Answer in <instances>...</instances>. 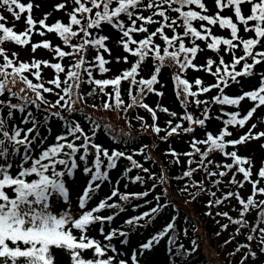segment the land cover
I'll return each mask as SVG.
<instances>
[{"label": "snow or ice", "instance_id": "snow-or-ice-1", "mask_svg": "<svg viewBox=\"0 0 264 264\" xmlns=\"http://www.w3.org/2000/svg\"><path fill=\"white\" fill-rule=\"evenodd\" d=\"M245 5L250 6L247 13ZM214 6L215 14H208L204 0H61L53 10L63 11L67 22L57 19L47 24L52 13L34 19L32 10L40 5L32 0H0V9L17 21L27 13L24 30L17 32L7 26V17L0 12V264H55L54 250L66 252L70 264H141L145 253L152 252L161 241H166L167 264H190L199 245L195 238L190 247L178 242V209L177 215L133 248L130 255L117 246H128L133 232L150 226L169 207L175 208L169 199L170 179L185 181L179 191L190 197L186 204L207 195V216L213 215V208L230 205L234 199L239 206L232 207L236 217L228 211L215 212L228 221H216L220 226L216 235L230 224L236 225L224 241L227 245L247 229L246 242L238 243L228 255L242 253L238 264H264V160L257 168L252 157L239 154L241 146L264 140V130L255 131L257 123L248 126L257 110L264 107V70H256L264 65V0H214ZM224 9L232 15H221ZM217 25L228 35L214 34ZM105 27L118 33L116 44L123 55L112 57L108 46L111 37L103 34ZM40 29L54 33L61 44L53 45L47 39L30 43L34 31L45 35ZM7 43L30 45L33 54L42 47L56 62L34 55L31 61H22L19 53L8 52ZM209 50L212 55L204 63L195 62L201 52ZM65 59L67 65L62 63ZM113 61L129 67L110 78L94 75L109 73L107 65ZM149 61L152 71L146 78L141 72ZM42 65L53 70L51 78L42 75ZM164 67L174 69L171 79L182 114L159 102L155 107L145 102L149 94L163 97L165 85L159 74ZM190 70L210 75L214 83L205 84L199 76L189 80L186 74ZM252 77L259 78L257 87L240 95L226 94L233 84L243 87L241 78ZM123 83L128 85L127 101L122 94ZM212 91L216 95L200 99ZM246 98L253 105L246 113L225 111V106L238 109ZM89 99L93 101L87 105L91 109L120 116L127 131L101 123L86 112L84 105ZM190 105L198 115L189 111ZM214 106H218L215 115ZM136 108L145 110L152 123L136 115L140 128L134 136L128 113ZM158 112L169 117L163 128L157 123ZM213 119L222 125L215 132L208 130ZM54 124L59 132L53 137ZM197 129L203 131L200 138ZM236 131L242 134L237 137ZM100 132L107 135L110 144L97 142ZM149 132L161 141L188 135L189 150L178 152L170 146L164 153L171 157L170 165H180L184 158L186 167L179 176L169 177L163 166L157 175L135 158L141 156L155 163L149 145L129 148L138 136ZM161 132L165 134L161 136ZM121 160L127 165L113 181L110 174ZM134 169L137 174L129 175ZM78 174L84 177V186L75 198L74 212L69 184L75 183ZM121 179L140 185L151 180L152 184L143 191H121ZM246 183L251 185V193L243 197L240 190ZM105 184L110 194L98 199ZM158 187L161 191L156 193ZM150 194L152 200L147 199ZM139 200L143 205L132 203ZM93 201L97 202L93 205ZM144 205L154 206L130 216L119 227H110L129 206L135 211ZM105 211L111 214H102ZM253 214L254 221L249 222L247 217ZM97 226L102 240L89 234ZM183 235H188L187 228ZM86 252L91 256H85Z\"/></svg>", "mask_w": 264, "mask_h": 264}, {"label": "trees", "instance_id": "trees-1", "mask_svg": "<svg viewBox=\"0 0 264 264\" xmlns=\"http://www.w3.org/2000/svg\"><path fill=\"white\" fill-rule=\"evenodd\" d=\"M21 2L28 3V0H21ZM59 2H61V0H32V3L34 5L37 4L40 5L39 8L34 7L32 10V15L34 19L39 20L43 18L44 13L51 12L52 13L51 16L46 21L47 24H52L57 19H60L63 22H67L68 18L63 11L53 10L54 5ZM204 2L206 3L209 9L208 14H215L216 8L214 6V0H204ZM249 8H250L249 5H245L244 11L247 13ZM0 12H2L7 17V21H8L7 26L14 27V30L17 32L24 30L26 26L25 19L27 13L21 14L20 19L17 21L14 19V17L11 14L7 13L5 10L0 9ZM221 15L229 16L232 15V12L229 9H224L221 12ZM37 28L39 29V25H37ZM40 30L45 31V35L40 36L37 31H34L31 36L30 43H38L42 40L47 39L53 45L61 44V41L54 33H48L46 29H40ZM213 33L216 35H224V36L228 35V31L220 29L218 25L213 28ZM103 34L109 35L111 37V40L108 42V46L112 50V57H115L116 55H123L124 53L121 48L118 47L117 51L115 49V46H117L116 41L118 40V33H116L115 31L111 30L108 27H105ZM5 46L9 53L11 52L19 53V59L22 61H31L33 55L35 56L36 59L39 60H52V54L48 50L43 49L42 47L38 48L36 52L33 54L30 45L20 47L15 45L14 43H7ZM201 47H203L202 43H201ZM211 55L212 53L210 50L201 52L198 55V58L195 62L198 64L204 63L206 57ZM106 58H109L107 54H106ZM226 59H228V57H226ZM52 62H56V61L52 60ZM62 63L67 65L69 61L65 59L64 61H62ZM107 67L110 68L109 73L104 74V76H101L100 73L96 72L94 73V75L97 78H110L111 76L117 74L120 70L128 68L129 65L125 63L117 64L113 61L110 65H107ZM41 68H42V75L45 77V79L52 77L53 75L52 69L44 68L43 65L41 66ZM256 70L258 72L264 70V65L257 66ZM151 71H152V66H151V61H149L147 64L143 66L141 75L147 78L151 74ZM173 71L174 69L169 67L162 68V71L159 74V80L161 81L162 84L165 85L162 89L164 95L162 98H159L155 94H149L145 98V102L152 107H155V105L159 102L162 104V106L169 108L171 111H175L178 114H182L183 109L175 96L174 83L171 79V74ZM197 76L201 77L204 80L205 84L214 83L213 77L205 74L202 71L197 72L190 70L186 74V78H188L189 80H192ZM241 83L243 85L242 88L239 85L233 84L231 87L226 89V94L240 95L242 91L251 90L259 85V78L258 77L241 78ZM127 87H128L127 83L122 84V90H125L122 92V94L126 101L129 99L126 94ZM155 87L159 89L160 85H156ZM84 90L85 91L88 90L86 85L84 86ZM213 95H216L215 91H212L209 94L201 95L200 99H208L210 96ZM92 102L93 101L89 99L84 105V110L86 112H90L94 116V118L100 120L101 123H110L115 128L123 127L125 131H127V127L124 123V120L121 119L120 116H118L115 112L96 111L94 109H91L87 105L91 104ZM252 106H253L252 103L246 98L244 101L241 102L238 109L234 108L233 106H225V111L240 110L246 113ZM217 108L218 106H214L212 109L214 115L217 113ZM189 111L192 112L194 115L199 114L198 110L195 108L194 105L189 106ZM81 115L82 114H77V117ZM136 115L143 116L149 124L152 123L150 115L142 108L130 109L128 116L130 119H132V123L134 125V130H133L134 136L137 134V131L140 128L139 123H137L134 119ZM168 119L169 117L165 113L158 112L157 123L162 128L166 126V121ZM261 119H264V107H261L257 110V112L254 114L248 126L250 127L251 123H257L258 128L255 131L264 130V123H260ZM85 126L87 127V124H85ZM221 126L222 125L219 121L213 119L208 123V130L215 132ZM246 130L247 129H244V131ZM58 132H59V126L57 124H54L52 136L54 137L56 134H58ZM164 134H165L164 132L160 133L161 136H163ZM240 134H242V132L240 131H236L234 133V135L237 137ZM196 136L198 138L202 137L203 131L197 129ZM188 139H189L188 135L185 134L182 137L173 136L168 141H161L159 140L158 137H156L151 132H149L148 134L138 136L136 142L130 144L129 148L138 149L143 144L149 145V151H151L152 158L155 161V163L151 161H144L141 156H136L135 158L140 160L145 167L150 169L151 172L157 173V175L160 174V169L163 166L169 177H175V176H179L186 167L184 158L183 157L181 158L182 163L180 165H170L169 161L171 160V157L165 156L164 153L168 150L170 146L176 149L178 152L189 150V145L187 143ZM51 142H52V138L50 137L49 143ZM97 142H101L105 145L111 143L107 135L103 132L99 133V138ZM262 143H264V140H256L248 143L247 145L241 146L239 150V154L252 157L256 162L258 168L261 160H264V148H261ZM153 144L158 145V147L153 149L152 148ZM217 159H219V157H217ZM126 165L127 162L121 160L118 169L114 170L110 174L113 178V181L120 178L121 172L123 171V168ZM137 171L138 170L134 169L133 172L130 173L129 175L134 176L137 174ZM141 175L144 174L141 173ZM195 178L198 180L200 179V176L197 175ZM125 183H128L127 189L124 188ZM184 183H185L184 180L170 179L168 183L169 199L175 205V208L169 207L168 209L164 210L160 215L157 216L155 221L150 226L139 229L136 232H133L130 236V243L128 246L122 247L119 244H117L118 248H120L121 251L126 252L130 255L131 250L133 248H136L140 243L145 242L147 238H149L154 232L161 229L170 220L171 216L177 215V209H178L177 226H178V231L180 233V240L178 242H182L186 247H190L191 240L195 238L197 239L199 245L198 250L190 257V264H229V260H231V264H238V261L240 260V256L242 253H238L235 257H229L228 254L233 251V249L236 247L238 243L246 242L245 233L247 232V229H242L241 235L236 236L235 240H233L231 243L224 245V241L228 240L230 235L235 231L236 225L230 224L227 230L222 231L221 234L217 236L216 233L220 231V226L219 224H217L216 221L219 220L220 224L227 223L228 221L226 218H222L215 215L216 211H228L232 217H236L238 213L236 211H233L232 207L233 206L239 207L237 202L233 199L230 205L220 206L219 208H213L212 209L213 215L207 216L204 213L208 211V208L206 207V202L209 199V197L207 195H201L200 197L197 198V200L189 204H186L185 201L189 200L190 197L187 194H182L179 191V189L183 187ZM151 184H152L151 180H148L147 183L144 185H140L138 183L132 184L126 180L121 179L119 186L121 191L137 192V191H143L145 188L151 187ZM83 186H84V177L79 174L77 175L75 183L70 182L69 184V187L71 189L72 207L74 209V212L76 211L75 198L80 193ZM160 191H161L160 187L155 189L156 193H159ZM240 192L243 197H247V195L251 193V185L246 183L245 187L241 189ZM108 194H110V188L109 185L105 184L101 189L100 197H98V199ZM217 195H219V193H217ZM147 199L152 200V194H150L149 197H147ZM96 202L97 201H93V205ZM132 203L133 204L139 203L143 205L144 201L139 200V201H133ZM151 206L154 205H144L141 208L135 209V211H133L132 207L129 206L126 212L121 213L118 217H116V219L113 221L110 227H119L125 219L129 218L132 215H139L140 212L147 211ZM102 214L108 215L111 213L105 211ZM185 217H187V220H185ZM247 219L249 220V222H253L254 214L248 216ZM105 227L106 230H108L109 226L106 225ZM184 228L188 229V235L186 237L183 235ZM89 234L96 237L97 239L102 240V237L99 235L98 232V226L97 228L91 230ZM165 245H166V241H161V244L157 246V248H155L152 252L145 253L144 258L141 260V264H167V256L165 255ZM54 256H55V264H70V259L66 252L62 250H54ZM85 256L90 257L91 253L86 252Z\"/></svg>", "mask_w": 264, "mask_h": 264}, {"label": "rangeland", "instance_id": "rangeland-1", "mask_svg": "<svg viewBox=\"0 0 264 264\" xmlns=\"http://www.w3.org/2000/svg\"><path fill=\"white\" fill-rule=\"evenodd\" d=\"M115 49H116V51H117L118 47H117V46H115ZM72 209H73V207H72ZM73 211H74V209H73Z\"/></svg>", "mask_w": 264, "mask_h": 264}]
</instances>
